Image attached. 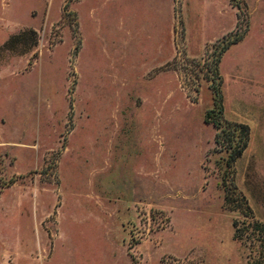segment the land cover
<instances>
[{
    "label": "rangeland",
    "instance_id": "374dc122",
    "mask_svg": "<svg viewBox=\"0 0 264 264\" xmlns=\"http://www.w3.org/2000/svg\"><path fill=\"white\" fill-rule=\"evenodd\" d=\"M231 183L264 224V0H0V264H264Z\"/></svg>",
    "mask_w": 264,
    "mask_h": 264
},
{
    "label": "trees",
    "instance_id": "16d2710c",
    "mask_svg": "<svg viewBox=\"0 0 264 264\" xmlns=\"http://www.w3.org/2000/svg\"><path fill=\"white\" fill-rule=\"evenodd\" d=\"M244 38V34H236L231 39H227L211 65L213 76L214 108L206 114L207 121H213L218 129L216 144L220 147L216 151L225 152L227 156L222 159L221 170L223 171L222 181L224 186L228 185L229 179L234 174V164L243 156L250 143L251 130L244 123H233L225 118L224 97L222 93V77L219 73V65L222 55L233 45L238 44ZM232 184V183H231ZM226 191L225 204L231 211H240L246 218L244 222L234 221V237L242 240L244 237L261 241L264 244V224L257 221L253 211L246 199L237 195V188L231 185Z\"/></svg>",
    "mask_w": 264,
    "mask_h": 264
}]
</instances>
